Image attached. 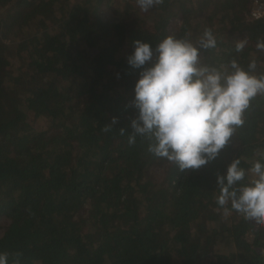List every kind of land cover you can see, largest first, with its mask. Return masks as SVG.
<instances>
[{
    "label": "trees",
    "instance_id": "16d2710c",
    "mask_svg": "<svg viewBox=\"0 0 264 264\" xmlns=\"http://www.w3.org/2000/svg\"><path fill=\"white\" fill-rule=\"evenodd\" d=\"M249 4L164 0L142 12L136 0H0V253H21L19 264H264V226L215 202L233 160L246 173L237 189L264 165V94L198 170L149 153L146 136L127 142L135 84L166 36L197 47L201 66L230 74L231 61L248 70L254 59L250 74L264 75V21L248 19ZM205 29L214 48L199 46ZM136 40L154 50L140 69L127 59Z\"/></svg>",
    "mask_w": 264,
    "mask_h": 264
},
{
    "label": "clouds",
    "instance_id": "9594fccd",
    "mask_svg": "<svg viewBox=\"0 0 264 264\" xmlns=\"http://www.w3.org/2000/svg\"><path fill=\"white\" fill-rule=\"evenodd\" d=\"M164 0H136L142 12L161 5ZM199 46L214 48L216 39L210 29H205ZM246 40L235 45L243 51ZM256 48L264 51V41L257 40ZM153 66L143 68L152 61L154 50L147 42L134 41V52L127 58L133 68H143L135 84L132 105L138 116L131 120L133 132L128 144L136 136H146L150 141L147 151L156 157L175 162L181 171L198 170L214 160L228 143L235 128L244 123L243 114L257 94H264V75H252L256 69L253 59L248 70L231 61L233 71L223 73L216 68L199 64L198 48L187 40L166 36L155 48ZM117 122L113 117L112 124ZM108 124L103 131L112 130ZM125 130L120 129L123 135ZM264 158V153L259 154ZM241 160L235 159L227 167L226 175H217L219 195L215 202L223 215L232 211L245 221L264 226V165L259 160L249 169L255 179L239 189L233 187L245 177ZM231 203L229 208L227 205ZM9 255L19 264L21 253H0V264H8Z\"/></svg>",
    "mask_w": 264,
    "mask_h": 264
},
{
    "label": "built area",
    "instance_id": "2783aa9c",
    "mask_svg": "<svg viewBox=\"0 0 264 264\" xmlns=\"http://www.w3.org/2000/svg\"><path fill=\"white\" fill-rule=\"evenodd\" d=\"M246 16L251 21H264V0H250Z\"/></svg>",
    "mask_w": 264,
    "mask_h": 264
},
{
    "label": "rangeland",
    "instance_id": "374dc122",
    "mask_svg": "<svg viewBox=\"0 0 264 264\" xmlns=\"http://www.w3.org/2000/svg\"><path fill=\"white\" fill-rule=\"evenodd\" d=\"M179 22H180L179 20L174 19L170 25V30L175 31L179 27ZM1 223H2V226L4 227V226H7L10 224V220L3 219ZM3 233H4V230H2V228H1L0 229V237L2 236Z\"/></svg>",
    "mask_w": 264,
    "mask_h": 264
}]
</instances>
